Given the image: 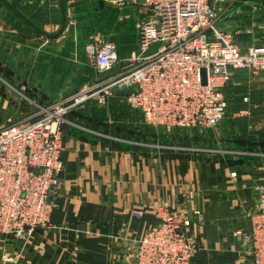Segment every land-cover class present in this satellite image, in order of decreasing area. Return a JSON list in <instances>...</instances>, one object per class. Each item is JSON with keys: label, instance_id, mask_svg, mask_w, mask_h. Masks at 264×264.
Instances as JSON below:
<instances>
[{"label": "crops", "instance_id": "obj_1", "mask_svg": "<svg viewBox=\"0 0 264 264\" xmlns=\"http://www.w3.org/2000/svg\"><path fill=\"white\" fill-rule=\"evenodd\" d=\"M9 1L42 30L60 29L59 0ZM64 2L65 31L48 38L0 1V128L29 117L37 110L33 104H51L87 80H99L89 58L93 44L115 43L119 69L139 51L140 14L129 0ZM211 2L218 28L236 46H264V0ZM234 74L231 97L258 112L264 107V70L254 77L241 69ZM116 105L100 112L88 106L67 117L64 170L51 197L50 225L22 239L0 237V264H133L137 240L158 221L165 202L180 218L191 219L185 230L201 245L191 264H246L249 246L235 231L247 229L260 206L264 166L113 138L104 127L118 132L121 113L111 111Z\"/></svg>", "mask_w": 264, "mask_h": 264}, {"label": "built area", "instance_id": "obj_2", "mask_svg": "<svg viewBox=\"0 0 264 264\" xmlns=\"http://www.w3.org/2000/svg\"><path fill=\"white\" fill-rule=\"evenodd\" d=\"M137 6L140 49L115 76L88 82L77 91L38 109L23 121L0 128V237L22 239L50 225L64 164L63 126L73 107L101 98L114 86L128 89L126 101L154 127L211 128L226 114V88L233 70H264V46L241 50L221 31L211 0H129ZM98 72L121 60L113 42L89 49ZM205 71V83L204 74ZM102 100V99H100ZM248 114L240 110L239 116ZM261 203L247 229L235 235L248 246L246 264H264V185ZM141 215V212H136ZM158 221L137 240L133 264H191L199 240L185 228L168 202L157 210Z\"/></svg>", "mask_w": 264, "mask_h": 264}, {"label": "rangeland", "instance_id": "obj_3", "mask_svg": "<svg viewBox=\"0 0 264 264\" xmlns=\"http://www.w3.org/2000/svg\"><path fill=\"white\" fill-rule=\"evenodd\" d=\"M91 66L96 70L92 64ZM239 69L246 70L252 77L261 73L254 74L246 68H236L234 70ZM234 70L231 82L236 78ZM120 71L118 64L113 69L105 72L96 70L101 78L99 80H87L84 84L91 81L107 80ZM231 82L225 91L228 104L226 114L217 126L211 128L192 127L167 130L151 126L139 111L129 108L130 106L126 101L128 89L119 86L110 88L101 98H95L73 107L67 113V117L73 112L85 110L82 108L88 106L91 107V110L108 111L109 107L116 103L117 108H111V111L117 110L121 113L122 119L117 120L118 132L116 131L115 134L113 130L110 131L104 127V130L107 133L110 132L113 138L129 141L132 145L139 144L141 146L145 145V147L147 145L148 149L153 150H178L190 154L216 155L235 164L246 163L248 165L264 166V107L258 112L247 108L249 115L239 116L241 109L246 110L244 108L245 104L241 103L240 97H231L230 85H233ZM36 109L38 108L33 104V110ZM106 119L108 123L106 126H111L113 124L111 118ZM119 125L123 126V130L120 129Z\"/></svg>", "mask_w": 264, "mask_h": 264}, {"label": "water", "instance_id": "obj_4", "mask_svg": "<svg viewBox=\"0 0 264 264\" xmlns=\"http://www.w3.org/2000/svg\"><path fill=\"white\" fill-rule=\"evenodd\" d=\"M6 7H8L10 10H12L15 14H17L21 19H23L27 24H29L36 32L39 34L48 37V38H57L59 37L66 28L67 25V14L65 10V2L64 0H59L61 5V11H62V24L60 29L55 33H49L47 31L42 30L38 25L33 23L25 14H23L11 1L9 0H0ZM204 74V83H205V71L203 70Z\"/></svg>", "mask_w": 264, "mask_h": 264}]
</instances>
